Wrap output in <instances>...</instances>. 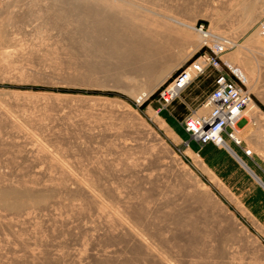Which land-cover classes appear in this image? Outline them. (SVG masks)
<instances>
[{
	"label": "bare ground",
	"instance_id": "bare-ground-1",
	"mask_svg": "<svg viewBox=\"0 0 264 264\" xmlns=\"http://www.w3.org/2000/svg\"><path fill=\"white\" fill-rule=\"evenodd\" d=\"M254 2L249 7L245 3L247 6L244 4L236 9L241 8L248 15L257 0ZM229 3L231 4L230 0L227 4ZM262 5L264 4L260 6ZM160 8L158 0H12L0 12V66L8 68L27 59L31 53H44L42 50L45 46L49 48L48 44L52 42L50 40L58 35L72 39L74 32L77 33L74 36L76 41L82 40L95 46L97 37L104 38L101 47L109 43L119 47L117 43L124 41L121 45L128 51L135 52L129 55L133 57L130 61H133L132 64L139 61V65L141 57H144L142 55L148 51H151L148 52L152 53L151 57L163 56L167 48L170 49V46L165 45L167 38H170V42H175L174 39L182 34L185 41L188 40L186 42H189V47L185 48L184 55L176 66H164L161 71L153 73V77L150 76L151 81L156 83L152 87L151 82L147 85L149 81L145 84V92L142 91L141 97H146L147 93L152 92L197 48L204 44L213 45L215 51L229 47L231 41L212 33L213 31L203 32L202 28H197L198 33L194 31L195 34L191 35V26L179 18L177 20V17L167 15L169 13L166 14V10L161 11ZM146 56L149 61L155 58L151 60L148 54ZM222 59L237 73L242 67L237 65L233 57ZM147 61L141 62L142 65L146 66L144 63L147 64ZM249 61H246L247 64ZM139 66L129 67L135 70L143 68ZM239 75L248 85L255 76L253 72H240ZM133 77L140 80V76ZM182 90L183 88L179 89V92ZM260 90H264V84L260 86ZM32 100L31 103L21 101L25 104L18 103L16 99L0 102V126L14 134V137L11 135L12 138L8 139L1 128L0 145L7 146L11 142L9 146L14 145L16 149L17 146H27L25 152L16 150L17 154L6 155L3 159L15 179L12 177L9 181L5 176H0V228L6 227L9 230L7 233L0 231V264H43L42 258L46 251L57 260L56 263L61 262L59 264H62L63 261L59 260L65 259L67 253L69 264H85L90 256L98 259L96 261H105L106 256L118 259L115 254L117 245L114 248L105 245L98 248L101 244L93 240L94 232L99 233L95 231L96 226L102 230L100 234H125L130 241L136 242L143 254L156 260L158 264H173L152 243L145 240L147 238L138 228L129 223L127 218L132 207L139 208L143 214L151 208L160 210L162 228H174L179 235L178 239H183L188 251L186 264H261L241 252L233 230H229L231 227L227 230L217 215L209 211L202 203L200 193H211L210 196L219 203L225 214L239 225V229L246 231L232 212L197 175L189 171L186 164H179L170 155L166 156L169 162L166 165L163 163L164 158L154 152L153 147L142 142L136 134L141 125L135 124L137 122L134 123L132 118H138L134 115L136 112L131 111L124 103L104 98L101 101L92 100L88 104H84L85 100L82 99V105L66 102L62 105L56 102L49 104L50 102ZM135 101L140 102L138 97ZM246 106L242 110V116L243 112L248 119L258 116L252 101L247 102ZM12 112L17 113L16 118L21 121H16L20 123L12 119ZM261 114L263 117V113ZM139 121L142 123V119ZM19 124H26L29 129L23 130ZM235 129L239 138L241 129L238 124H235ZM222 145L231 151L225 142ZM191 157L199 159L196 152ZM173 169L183 175L180 176H185L186 181L173 182ZM100 175L102 179L95 177ZM132 177L140 178L136 189L133 184L136 182ZM212 177L216 179L215 176ZM255 178L261 183L256 176ZM88 210L90 215L87 214ZM85 212L90 217L82 220L81 216ZM145 215L149 216L148 213ZM57 227H79L82 229L81 234L84 231L87 234H77L72 249L65 250L67 253L64 255L61 252L64 247L60 249L62 239H59L62 232L56 233ZM98 239L95 238L96 241ZM92 241L99 244L94 250L95 246L89 247V244L93 245Z\"/></svg>",
	"mask_w": 264,
	"mask_h": 264
},
{
	"label": "rangeland",
	"instance_id": "rangeland-1",
	"mask_svg": "<svg viewBox=\"0 0 264 264\" xmlns=\"http://www.w3.org/2000/svg\"><path fill=\"white\" fill-rule=\"evenodd\" d=\"M242 1L230 0L231 4L229 3L228 5L227 3L229 0H158V5L161 7V11L166 10V14L169 13L167 15H171L175 18L177 17V20L179 18L181 21L191 26V31L193 33L191 34L190 32L191 35H194L195 32H197V28H202L203 32L213 31L212 33L222 36L224 39H229L231 41L229 47L219 48L216 52L221 53V58H227L229 56L235 58L237 65L242 66V70L239 69L238 73L233 69L232 70L240 78V72L242 74L243 72H246V74H249L250 72L254 73V79L249 83L251 87L249 88L248 84L245 85L251 94L252 104L255 105L258 116L248 119L245 112H243L244 116L238 123V126L241 129L239 139H241L242 146H246L252 150V158L255 163H251V167L258 171L259 174L263 175L264 116L262 117L261 113L264 115V90L261 91L260 86L264 84V11H262L264 5H260L264 4V0H257V4H254L255 9L252 7V10H250L254 14L250 12L248 15L243 13L241 8H238L239 10L236 8L243 6L245 3H247L249 7V4L252 2L255 3L254 1L256 0ZM9 2H12V0H0V12ZM238 3H242V5L240 4L239 6ZM253 3L251 5H253ZM164 7L165 9H163ZM229 8H232V10L233 8L235 9L232 11ZM237 10L238 12H236ZM242 13L245 16H243ZM243 24L249 26H242ZM75 34L77 35L76 32L72 33V39H67V37L64 38L58 35L54 40H50L53 43L48 42L50 43L48 44L49 48L44 45L46 48H43L44 50H42L44 53H31L29 54L30 56L28 55L30 58H24L20 63H15L16 65H12L8 68L0 66V102L16 99L18 103L25 104L21 101L31 103L33 102L32 99H34V101L40 100L38 102L41 103L50 102L49 104L57 103L62 105V103L64 104V102H66L82 105L83 102H80L82 99L85 100H83L84 104H88V102L91 103L90 101L92 100L96 99L95 101H101L100 99L104 98L124 103L131 111H135L136 113L134 115L139 119H142V123H144L142 124L138 118L134 119V117H132L134 123L137 122L135 124L141 125L140 130H138L136 134L142 139V142L153 147L154 152L164 158L163 163L166 165H169L166 156L170 155H173L179 164L180 162L181 164H186L189 171L191 170L193 174L197 175V177L207 185L209 190L215 194L230 212H232L247 232L239 229V225L235 224L228 214H225L220 208L221 206L219 203L217 204V201L210 196L211 193H206L204 190V194L200 193L202 203L210 209L209 211H211L213 215H217L221 220L222 225L225 226V228L227 227V230L231 227L229 230H233V236L236 239V242L238 241L237 243L239 244L242 253L250 255L257 262L264 264V226L248 214L244 207L239 204V199L226 188L224 189V186L217 180V178L214 179L212 177L213 174L200 159L194 160V158L191 157V154L195 152L193 150H195L196 145L194 146V143H191V139L183 129L182 121L184 117L190 110L198 107L201 99L214 83V71H205L193 78V80L183 88L181 93L174 98L170 104H168L165 110H161L159 113L154 112L158 108L159 90L174 79L183 70L185 65L192 61L197 54L204 50L210 51L208 46L213 50H215V47L210 44H204L200 48H197L189 57L175 67L170 72L169 76L162 80L152 92L147 93L146 97L145 95L141 97L143 94L142 91L145 92V84L148 81L149 83H147V85H150V82L151 87L152 85H155L156 82L153 83V81H151L152 78H150L153 73L155 74L161 71L164 66L172 68L182 59L184 50H186L185 48L189 47V42H186L188 41L187 39L185 41L181 33V35L179 34L180 36L174 39L175 42L172 41L173 44H171L172 42H170V38H167V43H165V45L170 46V51L167 48L168 52L166 50L167 53L164 52L163 56L153 55V57H151L150 55H152V53H148L151 52L148 51L142 55L144 57H141L142 60L145 58L149 61L150 59L146 56V54H148V57H151V60H153L152 58L154 57H157V60L154 58L153 61H147V64L144 63L146 66H143L141 63L146 61L145 59L144 61L141 60V65L139 64L140 66L138 65L139 61L138 63L134 62L137 64L133 63L136 68L137 66H139V68L143 67L140 68L142 71L130 68L133 67V61H130L133 57H129V55H132L131 53L135 54V52H130L131 50L128 51L125 46L123 47L121 44H124V41L117 43L119 44V47H117L116 44L115 46H112L111 43L104 46L102 45L101 47L104 38L97 37L95 46L94 44L90 45L82 40L76 41V39H74V36H76ZM219 44L217 43V45ZM129 52L130 54H128ZM33 55L36 56L34 57ZM235 55H237V58ZM128 60L130 63H128ZM241 60L243 62H241ZM245 60L250 61L247 64ZM154 61L157 64L154 63ZM245 63L247 65H245ZM133 70H135L136 73L131 72ZM131 73H134L136 77L140 76V80H135L136 78L133 77L135 75H132ZM151 77H153V75ZM242 81L244 82L243 79ZM140 89L141 91H139ZM41 97L42 99H40ZM137 97L140 102L135 101ZM15 113L12 112V115L14 114L12 119L15 121L17 119L21 121L18 117L16 118ZM20 121L16 122L20 123ZM19 126L23 130L29 129L26 124H19ZM1 128L2 127L0 126V129ZM2 132L4 136L8 137V139L14 137V134L7 130V128L6 130L3 129ZM11 135L13 136L11 137ZM19 139L21 138L19 137ZM9 143L7 144L8 147L6 144L0 145V174H2L0 176H5L6 179L11 181L12 177L15 179V176L13 172H11L12 170L9 169L10 167H7V164L3 159L6 158V155L12 156L13 154H17L16 150H19V152L24 149L26 150L27 146H17L16 149L14 145L10 144L11 146H9ZM197 146H199V144H197ZM171 174L172 176H175V178L171 176L173 182L178 183L182 182V180L186 181L184 178L185 176L182 177L183 175L176 172L174 169L171 171ZM180 174L182 176H180ZM95 177L97 179L103 178L101 175L100 177ZM132 178L135 179L136 183L133 184L136 185L134 186L136 189L140 183V178ZM87 212V214L90 215L89 210ZM147 213L149 216L145 215ZM147 213L143 214L139 208L132 207L127 219H129V223L136 227V229L138 228V231L142 232L144 237L147 238L145 239L146 241L148 240V242L152 243L153 247L160 253L162 252V254L170 259L173 264H186L185 258L187 257L188 251L182 242L183 239H178L179 235L174 231V228L170 230L162 228L163 225L161 224L160 210L155 211V208H151ZM81 217L82 220H87V217L89 218L90 216H87L85 212V215H82ZM98 227L99 226H96L97 230L95 231H98L99 233L97 234V232H94L95 235L93 240L95 243L101 245L99 246V244H95L92 241L93 245L89 244L90 246H88L90 248L95 246L93 247L94 250L97 246H99L98 248H102L101 246L105 245L114 248L115 245H117V247H115V251H117L115 254L118 256V259L110 255L114 259L106 256L105 258L107 260L96 261L98 259L90 256L89 259L87 258L88 261L86 260L85 264H99L98 262H100V264H158L156 260L143 254L136 242L133 243V241H130L125 234H121L120 236H113L106 233L100 234V231L102 230ZM57 228L58 231L55 230L56 233L59 234L62 232L59 234V239H62V241H60V249L62 250L64 247L63 251H61L62 254L68 248L72 249L74 238L76 236L84 235V233H86V231L83 230L84 232L81 234L82 229L80 230L79 227ZM0 231L7 233L9 230H7L6 227H1ZM97 235H100V237ZM123 236H125V238ZM95 238H99L98 241H96ZM43 248H45V246H43ZM44 251H46V249H44ZM66 253L64 255H66ZM67 255L66 258H69ZM43 257V264H55L57 262L56 259L51 257L48 251L44 253ZM66 258H61L62 260L60 259L59 261H63V264L64 260L68 259ZM52 260L55 261L53 262ZM131 260L133 262H130ZM68 261L69 260L64 264H69ZM59 263L61 262L56 264Z\"/></svg>",
	"mask_w": 264,
	"mask_h": 264
},
{
	"label": "built area",
	"instance_id": "built-area-1",
	"mask_svg": "<svg viewBox=\"0 0 264 264\" xmlns=\"http://www.w3.org/2000/svg\"><path fill=\"white\" fill-rule=\"evenodd\" d=\"M209 50L196 55L183 70L158 92L157 112L165 109L179 95L193 78L205 71H214L215 78L209 91L203 96L197 108L192 109L182 121L183 129L191 140L203 145L211 142L225 148L222 144L229 139L240 146L247 156L252 150L242 146L237 138L235 124L242 116V110L252 97L242 79L221 58V53L210 46ZM199 111V113H197Z\"/></svg>",
	"mask_w": 264,
	"mask_h": 264
},
{
	"label": "crops",
	"instance_id": "crops-1",
	"mask_svg": "<svg viewBox=\"0 0 264 264\" xmlns=\"http://www.w3.org/2000/svg\"><path fill=\"white\" fill-rule=\"evenodd\" d=\"M225 140L230 152L226 147L223 148L211 142L197 146L194 140L190 141L194 143V146L196 145L193 151L198 154L199 159L213 176L239 199V204L252 218L264 226V174H259L251 167V163H255L252 155H245L240 146L227 138Z\"/></svg>",
	"mask_w": 264,
	"mask_h": 264
}]
</instances>
